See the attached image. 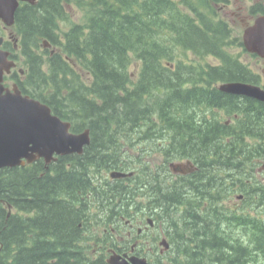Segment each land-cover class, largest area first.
Instances as JSON below:
<instances>
[{"label": "trees", "instance_id": "obj_1", "mask_svg": "<svg viewBox=\"0 0 264 264\" xmlns=\"http://www.w3.org/2000/svg\"><path fill=\"white\" fill-rule=\"evenodd\" d=\"M227 3L38 0L35 5L20 6L14 29L22 51L29 56L22 91L69 121L71 131L90 129L91 142L82 155L59 157L47 168L39 160L31 166L0 170V264H45L56 257L50 256L59 247L69 245L74 239L67 237L72 220H80L75 207L88 199L89 177L81 167L101 165L102 159L90 161L91 153L110 156L118 133H133L141 119L151 122L157 115L165 134L173 133L170 142L177 144V152L188 147L187 138L195 134L183 127L190 100L194 109H200L201 97L214 99L212 94L223 93L211 94L208 86L186 87L202 83L193 76L210 74L207 65L189 66L187 55L198 60H237L227 48L240 47V39L227 41L234 31L214 7ZM71 4L80 12L78 22L69 11ZM260 5L251 7L253 15L264 14ZM42 41L55 52H38ZM131 61L139 62L134 76ZM97 125L105 128L90 127ZM230 186H218L222 188L218 193L196 192L194 200L183 190L167 195L168 205L160 201L155 219L165 220L162 224L172 249L170 264H264V216L261 211L251 215L247 203L240 209L227 204ZM100 194L101 203L118 204L126 215L137 208L134 191L126 183ZM201 221L208 223L207 233ZM76 261L84 263L79 257Z\"/></svg>", "mask_w": 264, "mask_h": 264}, {"label": "flooded vegetation", "instance_id": "obj_2", "mask_svg": "<svg viewBox=\"0 0 264 264\" xmlns=\"http://www.w3.org/2000/svg\"><path fill=\"white\" fill-rule=\"evenodd\" d=\"M251 18L248 12L247 20ZM241 21L243 23L244 20ZM248 23L244 22L242 26L245 27ZM243 54L247 58L240 56V61L213 60L214 64L210 67L217 75L209 76L207 83L206 77L194 76L193 80H200L204 84L189 88L190 83L186 87L198 89L208 86L212 94L222 84L256 82L254 84L264 90V67L260 66L264 64V60L246 52ZM238 62L242 63L245 72L239 71L235 66ZM214 80L216 81L212 83ZM220 93L223 95L212 94L214 99L201 97L200 109H194V101L190 100L189 113L185 115L183 127L195 134L187 138L188 147L185 150L177 152L178 146L174 142L177 148L174 154L168 152L166 156H161L157 151L151 150L152 161L143 154L135 159L136 164L132 168L129 160L120 161L118 158L127 152L128 145L137 144L140 138L139 143L151 142L149 135L157 139L159 132L149 131L147 135L141 130H137L135 134L124 132L116 135L115 142L109 148L111 155L102 158L101 165L91 166L89 163L87 169L81 167L89 177L90 203L80 208L75 207L74 211L79 214L80 220H72V228L67 236L69 240L74 239L66 248L59 247L50 256L56 257L49 258L45 264H77L78 257L84 260L83 264H109L111 256L125 259L138 257L146 259L149 264H160L164 258L168 259L169 251H172L168 232L162 224L165 220L155 219V209L159 210L160 201L166 200L168 205L167 195L181 193L183 190L192 200L196 192L218 193L224 183L228 189L225 177L231 185L235 207H244L247 203L249 210L264 209V101L245 95ZM168 135L174 138L172 132H168ZM110 141L102 142L104 144ZM96 158L95 155L91 157ZM109 158L113 160L107 162ZM174 163L182 165L172 168ZM240 167L243 171L240 182L237 179L230 180L232 176L239 175L237 171ZM130 168L133 170H129ZM109 169L115 172L129 170L133 173L130 176L133 182L128 181L129 178H110L112 171L106 174ZM125 183L134 191L136 210H131L126 215L118 204H95L100 192H109ZM171 207L173 204H170ZM203 232L206 233L205 230Z\"/></svg>", "mask_w": 264, "mask_h": 264}, {"label": "water", "instance_id": "obj_3", "mask_svg": "<svg viewBox=\"0 0 264 264\" xmlns=\"http://www.w3.org/2000/svg\"><path fill=\"white\" fill-rule=\"evenodd\" d=\"M18 1L33 4L36 0H0V20L7 26L14 22ZM242 40L248 52L264 58V15L255 18L253 24L244 30ZM6 57L7 54L0 50V169L24 165L40 157L49 162L53 154L80 153L82 146L89 142L88 131L77 135L70 133V124L52 115L46 105L21 96L16 87L13 92L3 88V70L8 71L10 67ZM220 89L264 101V91L247 84H226ZM109 263L128 264L119 257H111ZM129 263L147 264L138 258H130Z\"/></svg>", "mask_w": 264, "mask_h": 264}, {"label": "rangeland", "instance_id": "obj_4", "mask_svg": "<svg viewBox=\"0 0 264 264\" xmlns=\"http://www.w3.org/2000/svg\"><path fill=\"white\" fill-rule=\"evenodd\" d=\"M254 1H256L258 3L264 2V0H231L229 5L219 6L220 8L218 7V9L216 10L217 15L225 21L236 23V29H235L236 34L235 35H238V33L241 35L242 30L244 28L241 26L244 22L248 21L247 20V9H246V7H249ZM69 11L74 16V20L78 22L79 21L78 18L80 17L79 10L73 4H71L69 6ZM241 19L244 20L243 23H242ZM231 52L232 53H240L241 58H247L244 54H242V52H240V50H235V48H232ZM205 62H208L210 64L214 63L213 60L204 61V63ZM187 63L189 66H191V64L197 63V60H195L194 58H191L190 61H188ZM130 64H131L130 71L132 73H134V75H135V72L138 71L139 62L138 61H131ZM260 66H261V68H263L264 64H260ZM171 68H173V67H171ZM143 131H144V128H143ZM158 132H159V135L162 133L160 130H158ZM141 139L142 138H140L137 141V144H135V145H131V146L128 145L127 152H124L118 159L120 161H124L125 159L129 160L131 162L132 168L135 167V164H136L135 159L137 160L139 158V156H141L143 154H146V156H148L149 159L152 161L153 154H151L150 151L151 150L158 151V147L156 144H154V142L139 143V141ZM147 153H150V154L147 155ZM105 156H104V158H105ZM106 157H108V156H106ZM159 159H160V156H159ZM132 168H130L129 170H133ZM129 170H126V172H129ZM106 173H107V171H106ZM239 173H240V176L238 177V180L241 178L243 171L239 172ZM244 175H245V173H244ZM97 198L101 200L103 198V196L101 194H99V195H97ZM232 200H233V193L230 191L226 196V203L229 204L231 207L234 206ZM251 212L253 213L254 211L251 210ZM256 212L254 213V215L256 214ZM261 212H262V215L264 216V209H262ZM164 262H169V261L167 258H164V260H162V262L160 261L159 263L163 264Z\"/></svg>", "mask_w": 264, "mask_h": 264}, {"label": "bare ground", "instance_id": "obj_5", "mask_svg": "<svg viewBox=\"0 0 264 264\" xmlns=\"http://www.w3.org/2000/svg\"><path fill=\"white\" fill-rule=\"evenodd\" d=\"M90 127H92V126H90ZM91 138V134H89L88 135V139H90ZM93 156V153H91V155H90V161L92 162V163H97V162H99L102 158H104V156L105 155H103V157H98V156H96L97 158L96 159H91V157ZM113 159L112 158H109L108 160H107V162H110V161H112ZM238 173L239 172H242V169H241V167H240V170H238L237 171ZM240 176V173H239V175L238 176H232V178L230 179V180H238V177ZM235 178V179H234ZM200 226H202V228H203V230H205V231H207L206 229H207V227H208V223H205V222H200V224H199ZM82 249V248H81Z\"/></svg>", "mask_w": 264, "mask_h": 264}]
</instances>
